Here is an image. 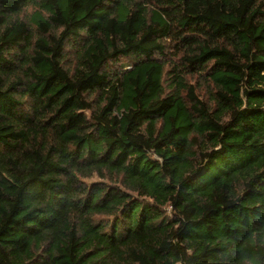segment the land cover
<instances>
[{"label": "trees", "instance_id": "obj_1", "mask_svg": "<svg viewBox=\"0 0 264 264\" xmlns=\"http://www.w3.org/2000/svg\"><path fill=\"white\" fill-rule=\"evenodd\" d=\"M0 264H264V0H0Z\"/></svg>", "mask_w": 264, "mask_h": 264}]
</instances>
